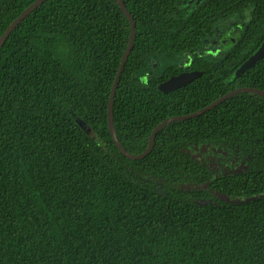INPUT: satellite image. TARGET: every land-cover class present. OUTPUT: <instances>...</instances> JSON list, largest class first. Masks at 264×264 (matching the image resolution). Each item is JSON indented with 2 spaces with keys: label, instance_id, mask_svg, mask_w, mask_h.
Wrapping results in <instances>:
<instances>
[{
  "label": "trees",
  "instance_id": "16d2710c",
  "mask_svg": "<svg viewBox=\"0 0 264 264\" xmlns=\"http://www.w3.org/2000/svg\"><path fill=\"white\" fill-rule=\"evenodd\" d=\"M32 1L0 0V36ZM123 2L136 34L113 123L129 153L167 117L264 90V57L232 78L264 42V0ZM227 18L241 27L211 58ZM129 36L117 0H45L2 44L0 264H264V96L237 93L169 122L130 159L107 123ZM188 69L202 74L158 89ZM228 155L239 170L224 167Z\"/></svg>",
  "mask_w": 264,
  "mask_h": 264
},
{
  "label": "water",
  "instance_id": "95a60500",
  "mask_svg": "<svg viewBox=\"0 0 264 264\" xmlns=\"http://www.w3.org/2000/svg\"><path fill=\"white\" fill-rule=\"evenodd\" d=\"M44 1L45 0H34V1H32L25 9H23V11L17 17H15L9 23V25L6 27V29L3 31V33L0 36V48H1L2 44L4 43L5 39L8 37L9 33L12 31V29L20 21H22V19H24L33 9H35L38 5H40ZM117 1L119 4V7L121 8V10L124 12V14L127 16L128 20H129L130 36L128 39L127 46H126V48L122 54V57L120 59L118 69L116 71L114 80H113L112 85H111L109 98H108V105H107V123H108V128H109L111 137L113 139V142L115 143V146L119 149V151L123 155L129 157L130 159H139V158L146 156L151 151V149L153 147L156 133L164 125L168 124L169 122L175 121V120H183L186 118H190V117L202 114L205 111L214 107L216 104L222 102L223 100L229 98L230 96H232L234 94L241 93V92H254V93H257V94L264 96V90L256 88V87L242 86V87L232 89V90L228 91L227 93L221 95L220 97H218L214 101L210 102L206 106H204V107H202V108H200L194 112L183 114V115H173V116H170V117L163 119L161 122H159L152 129V131L149 135V142H148L146 149L139 154L129 153L126 149H124L122 147V145L120 144L118 137L116 135V131L114 128V123H113V98L115 95V90H116L119 78L122 74V71H123V68L125 65V62H126L128 56L130 54L132 47H133L136 29H135L134 19H133L131 13L128 11L126 6L124 5L123 0H117ZM224 44H226L225 41H224ZM263 57H264V42L258 47V49L254 53H252L245 61H243L240 64V66L232 74V78L235 79L236 77H238L241 73L246 71L248 68H250L252 65H254L258 60L262 59ZM201 74H202L201 70L183 71V72H180L178 74L169 76L167 79L161 81L157 85V87L162 92H169V91L175 90L181 86H184V85L190 83L192 80L199 77Z\"/></svg>",
  "mask_w": 264,
  "mask_h": 264
},
{
  "label": "rangeland",
  "instance_id": "374dc122",
  "mask_svg": "<svg viewBox=\"0 0 264 264\" xmlns=\"http://www.w3.org/2000/svg\"><path fill=\"white\" fill-rule=\"evenodd\" d=\"M231 24V26H230ZM238 27H241V24L238 22V20L234 18H227L225 20H222L216 29V33L214 35V39L211 41V43L208 45L206 48L208 51L204 50V54L208 56L212 55L217 56L218 54H223L226 52L229 47L234 41L235 37L237 34ZM222 30L224 31V34L222 35ZM222 36V37H220ZM224 41L226 44H224ZM177 59L183 60L184 59V54L179 55ZM171 62V61H170ZM163 65V62H158L155 64V67L161 68ZM205 148L201 147L200 150L201 152L204 151ZM225 151V150H224ZM222 154L225 155L224 152H221ZM205 155H208L210 158L212 156L210 155L211 153H207L204 151ZM224 160V167H230L233 164V169L239 170L242 166V162H236L237 160L235 158H231V155H228Z\"/></svg>",
  "mask_w": 264,
  "mask_h": 264
},
{
  "label": "flooded vegetation",
  "instance_id": "af4514ba",
  "mask_svg": "<svg viewBox=\"0 0 264 264\" xmlns=\"http://www.w3.org/2000/svg\"><path fill=\"white\" fill-rule=\"evenodd\" d=\"M183 64H184V66H187V65H188V62H183ZM152 69H153V68H152ZM191 70H197V69L179 70V71H177L176 73L171 74V75H175V74H178V73L183 72V71H191ZM171 75H170V76H171Z\"/></svg>",
  "mask_w": 264,
  "mask_h": 264
}]
</instances>
